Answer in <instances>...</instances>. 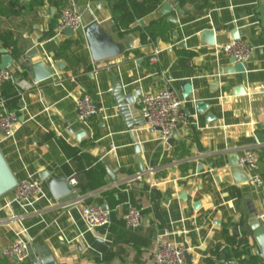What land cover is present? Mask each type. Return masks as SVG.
I'll list each match as a JSON object with an SVG mask.
<instances>
[{
	"label": "crops",
	"instance_id": "crops-1",
	"mask_svg": "<svg viewBox=\"0 0 264 264\" xmlns=\"http://www.w3.org/2000/svg\"><path fill=\"white\" fill-rule=\"evenodd\" d=\"M165 2L177 21L165 39L151 37L149 25L168 20L159 12ZM148 5L155 8L138 16ZM65 7L82 13L73 36L55 29ZM0 16V48L14 58L23 48H37L33 61L54 70L34 83L14 64L9 67L16 81L2 87L0 112L15 111L18 123L13 135H0V151L17 181H40L44 170L73 176L81 198L61 204L45 182L33 201L13 202L12 191L1 196L0 264H30L28 250L17 260L4 253L18 237L67 264H156L159 241L188 245L191 264H217L223 254L229 263L264 264L248 224L250 209L258 218L264 214V0H0ZM93 19L122 44L121 54L92 61L83 29ZM234 29L252 46L244 72L228 71L231 57L219 50L233 40ZM205 30L215 31L214 44ZM58 60L64 68L56 66ZM182 81L192 87L187 96ZM115 82L134 95L139 117L144 94L165 87L176 92L187 117L172 142H163L159 130L141 118L127 123L116 110ZM83 88L98 106L90 123L77 117ZM199 102L208 103L202 113ZM79 128L86 131L80 140L74 132ZM247 149L259 153L256 169L240 164ZM230 160L240 166L234 174ZM148 169L155 174L127 183ZM257 176L261 183L254 182ZM128 202L142 208L139 229L125 225ZM86 203L108 206L107 230L89 228L82 213ZM96 236L103 237L107 252L92 247Z\"/></svg>",
	"mask_w": 264,
	"mask_h": 264
},
{
	"label": "built area",
	"instance_id": "built-area-1",
	"mask_svg": "<svg viewBox=\"0 0 264 264\" xmlns=\"http://www.w3.org/2000/svg\"><path fill=\"white\" fill-rule=\"evenodd\" d=\"M99 0H91L96 2ZM82 13L74 8L65 7L61 9L56 32L62 33L66 28L73 31L82 26ZM220 52L234 57L237 63H245L252 54L251 44L244 38L233 39L220 45ZM151 62H156V55L151 57ZM15 72L11 68L0 69V91L6 83H15ZM22 87V86H21ZM23 88V87H22ZM20 94L21 89H17ZM140 112L144 122L151 128L159 130L160 139L163 142L168 141L176 132L180 123H182L187 113L183 108L181 98L176 92L168 87L144 94L140 101ZM78 120L82 123H90L98 113V106L92 96L83 88L82 95L76 102ZM18 123V114L15 111L0 112V135L5 137L13 135ZM240 164L249 169H256L259 164V153L256 149H247L240 157ZM148 173L150 176L155 174L153 169L141 171L128 179L131 184L141 180ZM255 183H261L260 177L254 178ZM68 184L73 188L78 186L76 177H69ZM128 191V188L125 189ZM42 193V182L38 179H25L17 182L12 190V201L22 203L33 201ZM78 198L73 203L78 202ZM82 213L85 221L91 229L107 230L111 224V210L106 209L100 203H86L83 205ZM264 225V214L259 216ZM125 225L128 229L136 230L143 225V211L128 202V208L124 217ZM30 246V241L18 237L11 245L4 249V253L10 257L21 259ZM188 251L184 245L172 244L159 241L153 252V259L156 264H186L185 254Z\"/></svg>",
	"mask_w": 264,
	"mask_h": 264
},
{
	"label": "water",
	"instance_id": "water-1",
	"mask_svg": "<svg viewBox=\"0 0 264 264\" xmlns=\"http://www.w3.org/2000/svg\"><path fill=\"white\" fill-rule=\"evenodd\" d=\"M173 6L165 2L163 3L160 8L159 12L162 15H166L167 19L171 22H176L177 19L168 16V14L172 11ZM2 21V17L0 16V24ZM143 23V22H141ZM84 36L86 39V43L90 52V56L93 62H99L111 57H114L116 55H119L123 52L122 44L120 42H116L114 38L106 33L98 24V21L96 19H93L89 24H87L84 29ZM214 30L207 31L205 30L203 34L208 35L209 40L208 43L214 44ZM63 33L66 36H73L74 31L71 28H66ZM136 35H140V32H137ZM233 39H238L241 36V31L234 29L232 31ZM124 40L128 43L129 46H131L130 37L127 35L123 36ZM184 43H181L183 45ZM0 54H2V62L0 64V69H5L10 67L12 64H14L16 67H18L20 70L26 72L31 80L34 83H40L51 76L54 75V70L50 67H48L44 61L38 60L33 61L34 56H38L39 50L37 48H23L22 53L19 57L14 58L12 55L8 53V50L6 48H0ZM231 64L232 67L228 71H237V72H244L247 67V63H237L236 59L234 57H231ZM56 66L59 69L64 68L65 62L62 60L56 61ZM113 87V97H114V103L116 106L117 112L124 116L127 123L131 124V121H136L138 123L141 121L142 116L139 117L137 114V109H135L134 103V95H126L123 93L122 86L115 82ZM182 84L184 85L185 90V96L190 93L192 87L186 82L182 81ZM208 108V103L199 102L197 104V111L199 113H202L204 110ZM213 116H209V118H212ZM141 118V119H140ZM144 122V120L142 119ZM74 132L77 133V138L80 140L82 137L86 135V131L82 128L76 129ZM173 139H169L168 142H172ZM230 166L231 171L234 174L239 171L238 162H235L234 160H230ZM109 174L111 175V178L114 179L112 172L109 171ZM40 181L45 182L48 188L50 189L53 197L61 204H73L76 200L79 198V191L77 188H73L68 184V179L65 176L60 177H54L51 175L50 172L44 170L40 172ZM244 180H249V176L245 177ZM17 179L15 178L14 174L12 173L7 161L5 160L4 156L2 155L0 151V197L7 194L8 192L12 191L13 188L17 185ZM106 209H108V206H105ZM250 214H252V217L248 220V224L252 231L254 232V237L258 243L257 251L261 252L264 256V225L262 221L257 217L258 214L256 211L250 209ZM99 231V229H96ZM188 245H186L187 247ZM92 247L100 252L105 253L108 251L109 247L107 244H105L103 237L96 236L92 242ZM28 251L30 253V264H67L63 262H58L50 253H43L42 255L39 254L38 249L28 248ZM14 259H18L17 257H13ZM186 258V264H191L192 256L187 251L185 254ZM72 264H82L80 262H75ZM217 264H238V263H229L226 262V255H221L220 260L217 262Z\"/></svg>",
	"mask_w": 264,
	"mask_h": 264
},
{
	"label": "trees",
	"instance_id": "trees-1",
	"mask_svg": "<svg viewBox=\"0 0 264 264\" xmlns=\"http://www.w3.org/2000/svg\"><path fill=\"white\" fill-rule=\"evenodd\" d=\"M155 8V5H148L145 10H143L142 12H137L138 16H143L147 13H149L150 11H152ZM173 28V23L165 20V19H160L157 20L155 22H153L152 24L149 25L148 27V31L151 35V37H160L162 39L166 38V34ZM66 47H62V49L64 50ZM16 77V75H15ZM10 94H15L16 92L14 90H10L9 91Z\"/></svg>",
	"mask_w": 264,
	"mask_h": 264
}]
</instances>
